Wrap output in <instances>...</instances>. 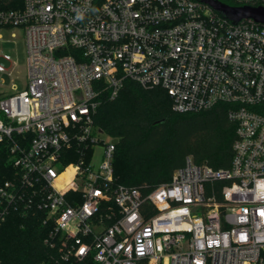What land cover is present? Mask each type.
<instances>
[{"label":"built area","instance_id":"obj_1","mask_svg":"<svg viewBox=\"0 0 264 264\" xmlns=\"http://www.w3.org/2000/svg\"><path fill=\"white\" fill-rule=\"evenodd\" d=\"M13 29L25 84L0 96L13 169L0 226L12 211L44 212V243L65 264H264L263 24L197 0H0V30ZM128 83L161 88L178 114L225 106L230 166L186 157L146 195L116 183L117 143L94 118Z\"/></svg>","mask_w":264,"mask_h":264},{"label":"trees","instance_id":"obj_2","mask_svg":"<svg viewBox=\"0 0 264 264\" xmlns=\"http://www.w3.org/2000/svg\"><path fill=\"white\" fill-rule=\"evenodd\" d=\"M217 1L238 6L235 0ZM171 105L161 88L145 89L133 83L115 99L103 98L94 124L117 140L113 158L116 183L146 195L169 181L186 157L213 169L230 166L235 126L227 118L226 107L178 114ZM8 156L0 145V181L13 172ZM44 221L41 211L10 212L0 226V264H65L44 243L52 228Z\"/></svg>","mask_w":264,"mask_h":264},{"label":"rangeland","instance_id":"obj_3","mask_svg":"<svg viewBox=\"0 0 264 264\" xmlns=\"http://www.w3.org/2000/svg\"><path fill=\"white\" fill-rule=\"evenodd\" d=\"M0 36V67L4 70L0 73V96H3L24 88L25 48L23 33L19 29L0 30ZM5 55L10 57V61L3 60ZM99 137L104 141L108 139L104 134Z\"/></svg>","mask_w":264,"mask_h":264},{"label":"water","instance_id":"obj_4","mask_svg":"<svg viewBox=\"0 0 264 264\" xmlns=\"http://www.w3.org/2000/svg\"><path fill=\"white\" fill-rule=\"evenodd\" d=\"M203 4L208 5L216 14L223 19L231 21L233 24L241 20L251 19L256 23L264 25V8L249 7V6H228L218 2L217 0H197ZM117 140H113L116 144Z\"/></svg>","mask_w":264,"mask_h":264}]
</instances>
